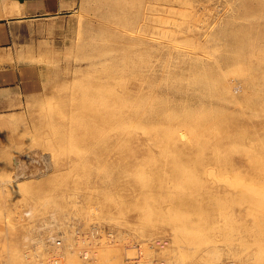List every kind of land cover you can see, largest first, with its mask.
I'll list each match as a JSON object with an SVG mask.
<instances>
[{
    "label": "rangeland",
    "instance_id": "rangeland-1",
    "mask_svg": "<svg viewBox=\"0 0 264 264\" xmlns=\"http://www.w3.org/2000/svg\"><path fill=\"white\" fill-rule=\"evenodd\" d=\"M181 1L33 0L35 5L30 9V12H36L37 14L30 16L29 20L13 28L12 42L0 45V71L11 68H18L23 71L22 79L20 78L21 81L19 82L22 86V93L18 95L20 97L18 103L9 105L10 108L0 112V264H54L53 259L55 257L58 258V264H264V104L261 103L264 102V78H262L264 77V46H262L264 45V34L262 32L264 31V28H262L264 26V0H258V2L257 0H233V2L232 0ZM139 2L142 3L138 4ZM240 2H244L245 5L243 3V6H240ZM235 5L241 8H236ZM247 5L253 8H249ZM124 6L127 7V10L124 9ZM243 7L250 10L247 9L246 11ZM241 9H243L242 15L239 14ZM174 10L175 12H172ZM235 10L239 13H235ZM16 12H19V10H16ZM122 12L124 13L123 16ZM256 12L257 14H255ZM133 16L134 21L130 22L129 19ZM250 16L251 19L248 18ZM142 17L143 19L145 17V19L143 20ZM242 24H244L243 27ZM252 24H254L253 27H251ZM153 25L157 28H153ZM232 26L235 30L232 29ZM237 26L238 28H236ZM164 27H166L165 31ZM260 27L262 30L259 29ZM123 31L131 33L130 35L133 36L134 40L126 37L129 35H124ZM101 32L102 34H98ZM236 32L239 33L238 39L234 38ZM105 34L106 38H104ZM253 34L254 36H251ZM261 34H263V37ZM233 39L235 43L231 42ZM108 44L111 45L107 48ZM256 46L259 48L256 49ZM99 49L102 50L101 54ZM150 50L152 52H149ZM104 51L105 53H103ZM106 53L112 54L107 55ZM103 54H106V56ZM143 55L147 56L148 59L145 62L146 58ZM114 57H117V63L120 61L118 66H121L122 69L117 66V63L113 60ZM139 57L142 58L140 61ZM231 57L238 61L233 60ZM91 60L95 61V64ZM111 60L114 61L115 66L112 65ZM141 60L143 61L141 62ZM100 61L104 62L101 63ZM124 61L127 62V65L121 64ZM250 61L251 63H249ZM105 62L108 64L105 65ZM237 62H239V65L242 64L241 67H235V65H238ZM130 63L133 65H129ZM256 65L259 66V70ZM110 66L111 70H109ZM132 68L136 71H132ZM114 71L118 74L115 73L114 75ZM171 72L173 73L171 74ZM244 74L246 75L245 78ZM132 75L133 77H130ZM249 75L251 77L256 76V79L252 78L250 81L251 77ZM107 76L110 78L109 81ZM121 76L125 77L122 78ZM172 76L175 78L173 77L171 80L170 77ZM181 76L183 78H180ZM117 77L120 78L118 81ZM125 78L128 79L126 82ZM159 78L160 80H158ZM204 78L205 83L202 80ZM129 79L130 82L128 83ZM118 82L122 83L119 85ZM173 82L179 88L175 84L170 86ZM209 82L211 84H208ZM234 82H237L235 85L237 88H234ZM207 84L209 87H207ZM256 84L257 86H255ZM7 85H9L8 81L1 84L0 87L3 88ZM126 86H128L130 92L127 91ZM143 87L147 89L143 90ZM100 88L104 92H100ZM179 89H181V92H178ZM183 90L184 92H182ZM191 90L193 92H190ZM98 91L102 95L107 93L103 95H106V98L98 94ZM124 91L125 93H123ZM137 91H139V95L143 93V96L137 97ZM255 91L258 97L253 94ZM150 92L152 93L150 94ZM191 93L193 95L190 97ZM234 94L235 96H233ZM123 96L126 98L125 100H123ZM107 97L110 100L107 101L108 104H106ZM166 97H168V100H166ZM140 100H143V102ZM120 101H122V104ZM154 101L158 103L154 104ZM135 103H138L137 106ZM157 104H161L158 109L161 110L158 113L155 112L156 109L154 110ZM103 105L107 107H103ZM260 105L263 107L262 109ZM83 106L85 107L84 110L82 109ZM243 106L246 108L242 110ZM147 107L150 110H147ZM96 108L98 113L95 110ZM101 108L110 111L107 114H114L113 109L116 114L118 112V115L121 111H126L125 117L132 114L133 118L128 119L132 125L130 124L129 127L130 122L125 125L126 127L116 125L113 122L114 115L110 116L113 119L111 121L110 117L108 118L110 114L107 115L105 110L103 113ZM173 108H176L177 112ZM90 109L92 110L89 111ZM118 109L119 111L116 112ZM182 109L186 110L187 114L183 111L185 116L182 114ZM99 110L102 112L100 113ZM139 110L141 111L139 112ZM178 110L183 116L178 115ZM193 110L196 113H192ZM164 111L165 113L172 111V114H170L173 117L171 118L169 113L165 115ZM188 111H191L194 118L190 116L191 114L188 115L190 113ZM150 112H153V116ZM174 112L182 119L177 116L176 119ZM160 113L162 114L160 115ZM102 115L104 118H100ZM167 116H170L168 117L169 125L165 120ZM187 118L190 120L192 118L191 121H194L191 123L189 120L190 122H188ZM89 120L90 122H88ZM210 120H213L216 125L213 126ZM158 121L165 122L166 124H159V126L162 125L170 131H161L158 128ZM144 123L146 124L144 125ZM171 123L176 126L174 127ZM181 123H185L187 126L185 124L180 125ZM91 124L97 125L94 127ZM138 124H140L139 127ZM191 124H194L191 126L192 128H190ZM113 125L117 130L114 129ZM218 126L219 128H217ZM108 127L111 131L107 130ZM120 127L124 129V132L121 131ZM134 127H136L138 135L133 130ZM141 127L143 129H139ZM148 127L153 128H150L151 131H147L149 130ZM100 130L103 132L101 133ZM106 130L108 132H105ZM180 130L182 133L184 131L185 134L180 133ZM186 131H188V134ZM192 132L195 134H192ZM175 133L178 134L180 140L184 139L180 138V134L184 136L187 134L193 138L195 135L196 140L185 136V139L190 138V140L189 138L187 141L185 140V143L184 140L172 141L176 137ZM124 134L126 135L124 136ZM153 134H157V136ZM212 135L217 136L216 139ZM148 137L151 139L149 140ZM208 137H212V140L208 139L210 140L209 145L204 143L206 142L204 139L207 140ZM161 138L162 140L169 138V143H172L169 144V149L167 148L168 153L172 154V150L177 145L176 150L174 149L176 153L178 152L176 158L172 157L171 154H167V151L163 148V152L167 154V157H165V154L160 150L162 147L159 149V146H163ZM120 139L124 143L123 146ZM125 139L126 141H124ZM155 141H158L156 146ZM113 142L115 146L112 145ZM196 143L199 144V147ZM202 143H204V147ZM147 144L150 146L148 145V147ZM200 145H202V148ZM170 147L173 149L171 150ZM181 148L182 151L180 152L182 153L179 152ZM197 148L198 150L200 148V151ZM214 149L217 150L216 153H214ZM196 151H198V154ZM183 152H186L185 156ZM178 154L182 155V158ZM195 154H197L196 157ZM198 155H200L199 158H197ZM194 157L204 164L201 163L200 165V161H198V164L197 160H195L196 163L194 160L192 161V159H195ZM142 159H144L143 162H141ZM152 159L153 161H151ZM164 161L166 164L169 161V164L166 165ZM173 161L175 165L179 162L176 165L177 168H195L196 166L200 172L203 167L202 171L208 170L211 172L213 170L214 174L217 173L214 176L218 177L213 178L215 181L210 182H214L212 187L217 197L214 200L217 209L210 218L207 217V224L197 226V228L205 227L204 231L212 229L209 227L216 226L215 229L217 230L213 228L214 230L204 232V238H209L208 241L213 240L214 247L209 243H206L209 244L207 246L197 239L201 245L200 250L198 249L199 246H196L198 242L190 244L187 240L184 241L183 237L185 238V235L183 236L181 232L177 235V231L170 224L163 221V216L160 217L161 213L159 215L158 208L155 210L154 207L157 205L155 202L153 203L151 197L148 201L153 207L148 204L147 198L143 202L141 199L138 198L137 200L134 197V191L136 196L137 183H139L138 179L140 177H143L145 173L151 177L153 175L151 172L155 171L161 164L160 167L166 165L162 168H171L170 164L172 162V167H174ZM139 163H141L142 168L144 167V172L143 169L139 172L141 169ZM153 163L154 166H152ZM205 164L208 166H204ZM224 164H226L225 168L228 169L225 172ZM134 165L135 168H133ZM149 166H152L149 169L150 171L148 170ZM136 168L139 170H136ZM145 169L147 170L145 171ZM152 169L154 170L152 171ZM233 169L237 174L232 171ZM197 170L193 172H198ZM149 172L151 174H148ZM238 173H241V175ZM250 173L253 176L250 177ZM146 176H144L145 180L148 179ZM244 176L249 177L251 181H249V178L245 179ZM217 181L218 183H215ZM236 181L239 183H236ZM256 185L258 186L256 187ZM29 190L30 192L27 193ZM254 190L256 194H259L258 196L263 198L259 197L260 200L256 198L254 201L252 199L245 200L246 195L251 196L254 194ZM210 200V197H204V202L201 203L202 205H205L203 203L208 205ZM248 201H251V203ZM146 213L150 214V217ZM259 216L260 218H258ZM147 218L151 220L149 221ZM160 218H162L163 224L159 222L161 221ZM226 218H228L227 221ZM194 220L195 222L198 221ZM254 220L256 221L255 225L251 228ZM146 221L151 223L149 224ZM146 223L149 225L146 226ZM244 223L248 224H246L247 227ZM151 224L152 226L158 225L151 227ZM243 224L246 228L241 226ZM162 225L163 227H161ZM170 226L175 231V235ZM205 233H208V235ZM224 233L226 236L223 235ZM233 233L237 236L235 237ZM174 236L175 239L172 238ZM224 238L228 242L224 241ZM57 239L61 240L60 245H56L55 241ZM250 240H253L254 243ZM229 241L232 242L229 243ZM244 242L245 244H243ZM209 247H213L212 250L208 251ZM176 248L178 249L174 251Z\"/></svg>",
    "mask_w": 264,
    "mask_h": 264
},
{
    "label": "bare ground",
    "instance_id": "bare-ground-1",
    "mask_svg": "<svg viewBox=\"0 0 264 264\" xmlns=\"http://www.w3.org/2000/svg\"><path fill=\"white\" fill-rule=\"evenodd\" d=\"M181 1V0H180ZM183 1V0H182ZM181 1V2H182ZM190 1V0H189ZM226 1V0H225ZM235 1H237V0H235ZM232 2H233V0H232ZM248 2H250V1H248ZM257 2H258V0H257ZM126 3V2H125ZM140 3H142V2H139L138 4H140ZM186 3V2H185ZM185 3H183V4H185ZM188 3V2H187ZM238 3H239V1H238ZM241 3V2H240ZM244 3V2H243ZM243 3H241V5L240 6H243L242 4ZM252 3V2H251ZM235 4V3H234ZM234 4H233V7H234ZM250 4V3H249ZM239 5V4H238ZM244 5H245V3H244ZM257 5H258V3H257ZM264 5V4H263ZM129 6H131V5H129ZM128 6V7H129ZM150 7H151V4L149 5ZM173 6V5H172ZM236 6V5H235ZM249 5H247V7H248ZM152 7H154V6H152ZM239 8V6H236V8ZM251 6H249V8H250ZM117 8H119V7H117ZM127 7L126 6H124V9L125 10H127L126 9ZM138 8V7H137ZM139 8H140V5H139ZM174 8H176V7H174ZM235 8V7H234ZM241 8V7H240ZM239 8V9H240ZM243 8H245V7H243ZM251 8H253V7H251ZM261 8V7H260ZM132 9V8H131ZM168 9H170V8H168ZM167 9V10H168ZM247 9L248 8H245V10L247 11ZM256 9V8H255ZM142 10V9H141ZM146 10V9H145ZM177 10V9H176ZM179 10V9H178ZM248 10H250V9H248ZM253 10V9H252ZM262 10V9H261ZM123 11V10H122ZM157 11V10H156ZM170 11V10H169ZM243 11V9H241V11H240V13H239V11L237 12L236 10L234 11L235 13H239V14H241V12ZM257 11V10H256ZM138 12V11H137ZM172 12H175V10L174 11H172ZM182 12H184V11H182ZM254 12H255V10H254ZM259 12V11H258ZM123 13V12H122ZM142 13V12H141ZM232 13V12H231ZM249 13V12H248ZM260 13V12H259ZM126 14V13H125ZM132 14V13H131ZM146 14V13H145ZM150 14V13H149ZM169 14V13H168ZM176 14V13H175ZM234 14V13H233ZM252 14V13H251ZM250 14V15H251ZM255 14H257V12L255 13ZM124 15V13L122 14V16ZM234 15H236V14H234ZM233 15V16H234ZM242 15V14H241ZM135 16V15H134ZM134 16L133 17H131L130 19H129V21L130 22H133L134 21ZM144 16V15H143ZM146 16V15H145ZM254 16V15H253ZM257 16V15H256ZM264 16V15H263ZM148 17V16H147ZM154 17V16H153ZM238 17V16H237ZM247 17V16H246ZM258 17V16H257ZM113 18H114V16H113ZM168 18V17H167ZM176 18V17H175ZM233 18V17H232ZM248 18H250L251 19V16L250 17H248ZM259 18H260V16H259ZM261 18H262V16H261ZM142 19H143V17H142ZM144 19H145V17H144ZM143 19V20H144ZM154 19H155V17H154ZM233 19H235V18H233ZM238 19V18H237ZM241 19H243V18H241ZM253 19V18H252ZM99 20V19H98ZM102 20V19H101ZM167 20V19H166ZM240 20V19H239ZM145 21H147V20H145ZM242 21V20H241ZM150 22V21H149ZM152 22V21H151ZM169 22V21H168ZM172 22V21H171ZM177 22V21H176ZM233 22V21H232ZM239 22V21H238ZM237 22V23H238ZM89 23V22H88ZM106 23H108V22H106ZM139 24H140V20H139ZM138 24V25H139ZM175 24H177V23H175ZM178 24H179V22H178ZM234 24V23H233ZM232 24V25H233ZM236 24V23H235ZM258 24V23H257ZM256 24V25H257ZM264 24V23H263ZM111 25V24H110ZM150 25V24H149ZM184 25V24H183ZM243 25L244 24H242L241 26L243 27ZM253 25L254 24H252V26L251 27H253ZM255 25V26H256ZM262 25V24H261ZM81 27H82V25H80ZM107 26V25H106ZM139 26H141V25H139ZM236 26V25H235ZM79 27V26H78ZM84 27V26H83ZM112 27V26H111ZM110 27V28H111ZM124 27V26H123ZM156 26H154L153 25V28H155ZM160 27V26H159ZM178 27V26H177ZM191 27V26H190ZM248 27V26H247ZM113 28V27H112ZM119 28V27H118ZM122 28V27H121ZM157 28V27H156ZM165 28L166 27H164V31H165ZM236 28H238V26L236 27ZM249 28H250V26H249ZM262 28H264V26L262 27ZM138 29H139V27H138ZM168 29V28H167ZM180 29V28H179ZM232 29H234L233 28V26H232ZM245 29V28H244ZM248 29V28H247ZM259 29H261V27L259 28ZM113 30V29H112ZM116 30V29H115ZM114 30V31H115ZM235 30V29H234ZM250 30V29H249ZM254 30V29H253ZM262 30V29H261ZM106 31V30H105ZM136 31H137V26H136ZM139 31V30H138ZM177 31V30H176ZM251 31V30H250ZM260 31V30H259ZM87 32V31H86ZM90 32V31H89ZM88 32V33H89ZM103 32V31H102ZM102 32L101 33H98V34H102ZM124 32V35H129V36H126V37H129V39H133V36H131L130 34L131 33H129V32H126V31H123ZM122 32V33H123ZM151 32V31H150ZM153 32H154V29H153ZM247 32V31H246ZM252 32V31H251ZM263 32V34H264V31H262ZM261 32V33H262ZM87 33V34H88ZM107 33H108V30H107ZM111 33V32H110ZM120 33V32H119ZM142 33V32H141ZM168 33V32H167ZM115 34V33H114ZM114 34H112V35H114ZM162 34V33H161ZM182 34V33H181ZM251 34V33H250ZM254 34H257V33H254ZM254 34L253 35H251V36H254ZM263 34H261V36L263 35ZM78 35V34H77ZM123 35V34H122ZM145 35V34H144ZM248 35H249V33H248ZM90 36L92 37V35L90 34ZM168 36V35H167ZM231 36H232V33H231ZM230 36V37H231ZM82 37H83V35H82ZM82 37H81V40H82ZM90 37V38H91ZM138 37V36H137ZM136 37V38H137ZM141 37V36H140ZM145 37H147L146 35H145ZM241 37V36H240ZM263 37V36H262ZM261 37V38H262ZM95 38V37H94ZM104 38H106V34H105V37ZM121 38H123V37H121ZM234 38L235 39H238L239 38V33H235L234 34ZM242 38H244L243 36H242ZM93 39V38H92ZM152 38L150 37V40H151ZM246 39V38H245ZM251 39V38H250ZM255 39V38H254ZM263 39V38H262ZM261 39V40H262ZM94 40V39H93ZM134 40V39H133ZM149 40V41H150ZM168 40H169V38H168ZM186 40V39H185ZM257 40V39H256ZM260 40V41H261ZM83 41V40H82ZM122 41V40H121ZM142 41V40H141ZM153 41V40H152ZM171 41V40H170ZM235 40L233 39L231 42H234ZM239 41H240V39H239ZM244 41V40H243ZM242 41V42H243ZM255 41V40H254ZM129 42V41H128ZM136 42V41H135ZM144 42V41H143ZM151 42V41H150ZM247 42V41H246ZM252 42V41H251ZM258 42V41H257ZM99 43V42H98ZM108 43V42H107ZM140 43V42H139ZM191 43V42H190ZM235 43V42H234ZM255 43V42H254ZM260 43V42H259ZM135 44V43H134ZM143 44V43H142ZM153 44V43H152ZM107 45V44H106ZM109 45H111V44H108V46H107V48L108 47H110ZM123 45H125V44H123ZM122 45V46H123ZM139 45V44H138ZM141 45V44H140ZM151 45V44H150ZM234 45V44H233ZM240 45V44H239ZM250 45V44H249ZM252 45H254V44H252ZM113 46V45H112ZM117 46V45H116ZM149 46V45H148ZM176 46V45H175ZM196 46V45H195ZM241 46V45H240ZM242 46H243V43H242ZM255 46V45H254ZM262 46H264V45H262ZM137 47V46H136ZM179 47V46H178ZM100 48V47H99ZM146 48V47H145ZM151 48H153V47H151ZM182 48V47H181ZM184 48V47H183ZM182 48V49H183ZM259 48V47H258ZM257 48V46H256V49H258ZM101 49V48H100ZM99 49V50H100ZM116 49V48H115ZM132 49V48H131ZM154 49V48H153ZM171 49V48H170ZM173 49V48H172ZM180 49V48H179ZM234 49V48H233ZM244 49V48H243ZM250 49V48H249ZM103 50H105V49H103ZM109 50H111V49H109ZM119 50V49H118ZM122 50V49H121ZM141 50V49H140ZM101 51L102 50H100V54H101ZM120 51V50H119ZM130 51V50H129ZM134 51V50H133ZM240 51V50H239ZM238 51V52H239ZM246 51H248V50H246ZM254 51V50H253ZM256 51V50H255ZM263 51V50H262ZM98 52V51H97ZM109 52V51H108ZM111 52V51H110ZM149 52H152L151 50L149 51ZM180 52V51H179ZM251 52V51H250ZM91 53V52H90ZM103 53H105V51L103 52ZM122 53V52H121ZM178 53V52H177ZM246 53V52H245ZM89 54V53H88ZM99 54V53H98ZM99 54V55H100ZM107 54V53H106ZM106 54H103V55H105L106 56ZM108 54H112V53H108ZM107 54V55H108ZM145 54H147V53H145ZM171 54V53H170ZM239 54V53H238ZM237 54V55H238ZM254 54H255V52H254ZM264 54V53H263ZM122 55V54H121ZM126 55V54H125ZM179 55V54H178ZM233 55H234V53H233ZM236 55V54H235ZM244 55V54H243ZM248 55V54H247ZM250 55H251V53H250ZM120 56V55H119ZM132 57H133V55H131ZM136 56V55H135ZM143 56H145V55H143ZM150 56V55H149ZM167 56V55H166ZM240 56H242V54H240ZM246 56V55H245ZM85 57V56H84ZM95 57V56H94ZM97 57H99V56H97ZM137 57V56H136ZM178 57V56H177ZM236 57V56H235ZM253 57V56H252ZM87 58V57H86ZM116 58L117 57H114V61H115V63H117L116 62ZM127 58V57H126ZM125 58V59H126ZM135 58V57H134ZM138 58V57H137ZM144 58V57H143ZM145 60H144V62L146 61V60H148L147 59V56H145ZM232 58V57H231ZM251 58V57H250ZM78 59V58H77ZM88 59H90V58H88ZM108 59V58H107ZM112 59V58H111ZM136 59V58H135ZM140 59H142V58H140L139 57V61H140ZM151 59V58H150ZM233 60H236V61H238L237 59H234V58H232ZM248 59H249V56H248ZM124 60V59H123ZM123 60H121V61H123ZM131 60H132V58H131ZM138 60V59H137ZM159 60V59H158ZM242 60H244L243 58H242ZM253 60V59H252ZM92 61V60H91ZM114 61H112L111 60V62H113V66H115L116 64H114ZM127 61V60H126ZM135 61V60H134ZM133 61V62H134ZM143 60H141V62H142ZM241 61V60H240ZM260 61V60H259ZM93 62V61H92ZM95 62V61H94ZM93 62V63H94ZM101 63H103L102 61H100ZM108 62H109V60H108ZM120 62V61H119ZM119 62L117 63V66L119 65ZM136 62V61H135ZM143 62V63H144ZM151 62H153V61H151ZM258 62V61H257ZM99 63V62H98ZM110 63V62H109ZM122 63H124V64H126L127 65V62L125 63V61L124 62H121V64ZM143 63H141V64H143ZM148 63V62H147ZM165 63V62H164ZM239 62H237V64H238ZM249 63H251V61L249 62ZM95 64V63H94ZM106 64H108V63H106L105 62V65ZM136 64H137V62H136ZM151 63H150V61H149V65H150ZM93 65V64H92ZM104 65V66H105ZM126 65H124L125 67H127ZM129 65H133L132 63H130ZM129 65H128V67H129ZM145 65H147V64H145ZM154 65V64H153ZM152 65V66H153ZM242 65V64H241ZM241 65H235V67L237 68V67H241ZM248 65V64H247ZM259 65V64H258ZM258 65H256V67L258 68L259 66ZM95 66V65H94ZM101 66H102V64H101ZM108 66V65H107ZM123 66V65H122ZM140 66V65H139ZM169 66V65H168ZM246 66V65H245ZM119 67V66H118ZM130 67H132V66H130ZM134 67V66H133ZM136 67V66H135ZM170 67V66H169ZM177 67V66H176ZM181 67V66H180ZM229 67V66H228ZM243 67V66H242ZM256 67H255V69H256ZM105 68V67H104ZM119 68H121L122 69V67L120 66ZM143 68V67H142ZM146 68H148V67H146ZM150 68H152V67H150ZM178 69H180L179 67H177ZM182 68V67H181ZM235 68V69H236ZM106 69V68H105ZM113 69V68H112ZM120 69V70H121ZM125 69V68H124ZM129 69H131V68H129ZM136 69V68H135ZM173 69V68H172ZM184 69V68H183ZM244 69V68H243ZM260 69H261V66H260ZM102 70H103V68H102ZM109 70H111V66H110V68H109ZM108 69H107V71H109ZM119 70V69H118ZM119 70V71H120ZM258 70H259V68H258ZM63 71V70H62ZM70 71H72V70H70ZM69 71V72H70ZM118 71V72H119ZM122 71V70H121ZM129 71V70H128ZM132 71H136V70H133V68H132ZM172 71V70H171ZM180 71H181V69H180ZM244 71V70H243ZM122 72H124V71H122ZM138 72V71H137ZM145 72V71H144ZM144 72H143V74H144ZM168 72V71H167ZM166 72V74L168 75V73ZM179 72V71H178ZM182 72V71H181ZM180 72V73H181ZM258 72V71H257ZM105 73H106V71H105ZM115 73H117V72H115L114 71V75H115ZM133 73V72H132ZM139 73V72H138ZM165 73V72H164ZM173 72H171V74H172ZM184 73V72H183ZM240 73V72H239ZM244 73V72H243ZM118 74V73H117ZM136 75H137V73H135ZM142 74V75H143ZM146 74V73H145ZM154 74V73H153ZM171 74H169L170 76H171ZM260 74H262L261 72H260ZM111 75V74H110ZM123 75V74H122ZM167 75H165V76H167ZM255 75V74H254ZM113 76V75H112ZM128 76V75H127ZM135 76V75H134ZM162 76V75H161ZM175 76H176V73H175ZM177 76H179L178 74H177ZM183 76V75H182ZM180 77V78H183V77ZM185 76H186V74L184 75V78H185ZM239 76H240V74H239ZM256 76H257V78H258V74L256 73ZM255 76V77H256ZM261 76H263V74L261 75ZM108 77V76H107ZM122 77V76H121ZM125 76H123L122 78H124ZM130 77H133V75L132 76H130ZM144 77V76H143ZM149 77V76H148ZM174 76H172V77H170L171 78V80H172V78H173ZM246 77V75L244 74V78ZM249 77H251L250 75H249ZM254 76L253 77H251L250 78V81L252 80V78H255ZM121 78V79H122ZM175 78V77H174ZM178 78V77H177ZM240 78V77H239ZM262 78H264V77H262ZM106 79V78H105ZM113 79V78H112ZM115 79V78H114ZM117 79V81L120 79H118V77L116 78ZM131 79V78H130ZM130 79H129V81H128V83L130 82ZM140 79V78H139ZM146 79V78H145ZM148 79V78H147ZM256 79V78H255ZM260 79H261V77H260ZM259 79V80H260ZM110 80V78L108 77V81ZM128 80V79H127ZM126 80V78H125V82L127 81ZM158 80H160V78L158 79ZM163 80V79H162ZM168 80H169V77H168ZM167 80V81H168ZM202 80H204L203 82L205 83V78L204 79H202ZM254 80V79H253ZM258 80V79H257ZM112 81H114V80H112ZM116 81V80H115ZM121 81V80H120ZM143 81V80H142ZM122 82H123V80H122ZM122 82H118L119 83V85L122 83ZM139 82H140V80H139ZM144 82H146V81H144ZM158 82V81H157ZM162 83H163V81H161ZM181 82V81H180ZM179 82V83H180ZM183 82H184V79H183ZM207 82V81H206ZM240 82V81H239ZM242 82V81H241ZM245 82V81H244ZM246 82H248V81H246ZM258 82V81H257ZM116 84H117V82H115ZM114 83V84H115ZM156 83V82H155ZM158 83H160V82H158ZM166 83H168V82H166ZM170 83V82H169ZM178 83V84H179ZM186 83V82H185ZM184 83V84H185ZM235 83V82H234ZM237 83V82H236ZM236 83L235 84H233L234 85V88H237V87H235V85H236ZM251 83H253V82H251ZM250 83V84H251ZM256 82L254 81V84H255ZM109 84H111V83H109ZM115 84V85H116ZM126 84V83H125ZM173 84H175V82H173V83H171L170 84V86H172ZM208 84H211L210 82L208 83ZM207 84V87H209V85ZM111 85H113V84H111ZM114 85V86H115ZM128 85V84H127ZM157 85V84H156ZM167 86H168V84H166ZM176 85V84H175ZM180 85H182L181 83H180ZM196 85V84H195ZM239 85V84H238ZM245 85V84H244ZM110 86V85H109ZM117 86H118V84H117ZM116 86V87H117ZM142 86V85H141ZM149 86H151V85H149ZM177 86V85H176ZM255 86H257V84L255 85ZM259 86V85H258ZM120 87V86H119ZM122 87V86H121ZM127 87V89H128V86H126ZM151 87H153V86H151ZM192 87V86H191ZM190 87V88H191ZM197 87H198V85H197ZM226 87V86H225ZM240 87H241V84H240ZM240 87H238V88H240ZM249 87H250V85H249ZM252 87H254V86H252ZM140 88V87H139ZM144 88V87H143ZM142 88V89H143ZM168 88V87H167ZM173 88V87H172ZM177 88H179V86H177ZM195 88V87H194ZM199 88V87H198ZM198 88H196V89H198ZM201 88V87H200ZM258 88V87H257ZM101 89V88H100ZM108 89H109V87H108ZM123 89H126V88H123ZM126 89V90H127ZM145 89H147V88H144L143 90H145ZM181 89H183L182 87H181ZM181 89H179V91L178 92H181L180 90ZM185 89V88H184ZM241 89V88H240ZM250 89V88H249ZM117 90V89H116ZM132 90V89H131ZM139 90V89H138ZM143 90H141V91H143ZM169 90V89H168ZM178 90V89H177ZM192 90H193V87H192ZM190 91V92H193V91ZM234 90H236V89H234ZM251 91H253V89H250ZM258 90V89H257ZM101 91H103L102 89L100 90V92ZM108 91H110V90H108ZM128 92H130L129 91V89L127 90ZM126 91V92H127ZM136 91V90H135ZM146 91H148V90H146ZM145 91V92H146ZM170 91H172V90H170ZM186 91V90H185ZM195 91V90H194ZM201 91V90H200ZM104 92V91H103ZM111 92V91H110ZM118 93H119V91H117ZM127 92V93H128ZM174 92H176V91H174ZM182 92H184V90L182 91ZM187 93H188V91H186ZM186 92H185V94H186ZM190 92H189V94H190ZM197 92H198V90H197ZM209 92H211V91H209ZM258 92V91H257ZM114 93V92H113ZM116 93V92H115ZM118 93H116L117 95H119ZM123 93H125V91L123 92ZM126 93V94H127ZM139 93V91H137L136 92V94H138ZM147 93V92H146ZM148 93H149V91H148ZM152 92H150V94H151ZM195 93V92H194ZM223 93V92H222ZM98 94H100V95H102V93H99V91H98ZM104 94H107V93H104ZM103 94V95H104ZM143 93H140V95H142ZM181 94V93H180ZM184 94V93H183ZM196 94V93H195ZM209 94V93H208ZM251 94V93H250ZM254 95H256L257 93H256V91H255V93H253ZM252 94V95H253ZM259 94V93H258ZM102 95V96H103ZM115 95V94H114ZM124 96H125V94H123ZM127 95H130V94H127ZM140 95L138 94V96L137 97H140ZM186 95H188V94H186ZM193 95V93H191V95H190V97ZM246 95H248V94H246ZM260 95V94H259ZM106 96V95H105ZM105 96H103V97H105ZM113 96V95H112ZM123 96V100H125L126 98ZM143 96V95H142ZM147 96V95H146ZM149 96V95H148ZM151 96V95H150ZM153 96V95H152ZM155 96V95H154ZM159 96V95H158ZM163 96V94L161 95V97ZM201 96V95H200ZM208 96V95H207ZM233 96H235V94L233 95ZM262 96V95H261ZM99 97V96H98ZM127 97V96H126ZM131 97H133V96H131ZM135 97V96H134ZM188 97V96H187ZM186 97V98H187ZM190 97H188V98H190ZM249 97H252V96H249ZM256 97H258V95H256ZM101 98V97H100ZM106 98V97H105ZM143 98V97H142ZM152 98V97H151ZM153 98H155V97H153ZM152 98V99H153ZM168 97H166V100H168L167 99ZM219 98V97H218ZM223 98V97H222ZM246 98V97H245ZM107 99L108 100H106V104H108L107 103V101H110L109 100V98L107 97ZM112 99H113V97H112ZM118 99V98H117ZM131 99V98H130ZM129 99V100H130ZM138 99H140V98H138ZM156 99V98H155ZM163 99H165V97H163ZM192 99V98H191ZM213 99V98H212ZM238 99V98H237ZM102 100H104V99H102ZM119 100V99H118ZM121 100V99H120ZM134 100H135V98H134ZM150 100V99H149ZM193 100V99H192ZM219 100V99H218ZM240 100V99H239ZM249 99H247V101H248ZM264 100V99H263ZM137 101V100H136ZM140 101H142L143 102V100H140ZM139 101V102H140ZM158 101V100H157ZM157 101H154V104L157 102ZM163 102H164V100H162ZM112 103H113V101H111ZM114 102H116V101H114ZM121 102V104H122V101H120ZM138 102V103H139ZM158 102H160V101H158ZM157 102V103H158ZM182 104H183V102L182 101H180ZM192 102V101H191ZM241 102H243V101H241ZM249 102H250V100H249ZM97 103V102H96ZM99 103V102H98ZM101 103V102H100ZM137 103V104H138ZM165 103V102H164ZM180 103V104H181ZM206 103V102H205ZM236 103V102H235ZM248 103V102H247ZM261 103H263L264 104V102H261ZM136 104V103H135ZM137 104H136V106H137ZM148 104H150V103H148ZM162 105H165V104H163V103H161ZM160 104V105H161ZM241 104V103H240ZM239 104V105H240ZM116 105V104H115ZM118 105V104H117ZM128 105V104H127ZM126 105V106H127ZM133 105V104H132ZM159 104H157L156 105V107L158 106ZM159 105V107L158 108H154V110L156 109L157 111H155V112H159L160 110H158L161 106ZM167 105V104H166ZM165 105V106H166ZM169 105V104H168ZM235 105V104H234ZM236 105H237V103H236ZM235 105V106H236ZM102 106V105H101ZM100 106V107H101ZM112 106V105H111ZM122 106V105H121ZM147 106H149V105H147ZM154 106V105H153ZM181 106V105H180ZM217 106V105H216ZM79 107V106H78ZM97 107H98V105H97ZM103 107H107L106 105L104 106L103 105ZM123 107V106H122ZM144 107V106H143ZM142 107V108H143ZM248 107V106H247ZM260 107H261V109L263 108L261 105H260ZM112 108H113V106H112ZM111 108V109H112ZM115 108V107H114ZM224 108V107H223ZM244 108H246V107H242V110L244 109ZM83 110L85 109V107L83 106V108H82ZM98 109H99V107H98ZM115 109H117V108H115ZM126 109V108H125ZM145 109V108H144ZM149 108L147 107V110H148ZM172 109V108H171ZM176 109V108H175ZM174 108H173V110H175ZM185 109V108H184ZM184 109H182V114L184 113L183 111H185V114H187L186 113V110H184ZM79 110H81V109H79ZM92 109H90L89 111H91ZM96 111H97V108L95 109ZM101 110H102V108H101ZM99 110V112L101 113L102 111H103V113H104V110H105V112H106V114H107V112H110V111H108V110H106V108L104 109V110ZM123 110V109H122ZM146 110V109H145ZM150 110V109H149ZM168 110V109H167ZM233 110V109H232ZM251 110V109H250ZM115 110L113 109L112 110V112L114 113V114H110V113H108L107 115H109L108 116V118L111 116V115H114V120L110 117L109 119H111V121L113 120V122L116 124V125H119V126H125V125H127V123L128 122H130L129 120H131V119H129V118H133V116H131V115H127L128 117H125V112L126 111H121V109H120V114L121 113H123L121 116H120V114L118 115V112L117 111H119V109L118 110H116V112H117V114L114 112ZM141 110H139V112H140ZM153 111V110H152ZM169 111H170V109H169ZM176 111V110H175ZM241 111V110H240ZM252 111V110H251ZM79 112V111H78ZM132 112V111H131ZM135 112V111H134ZM133 112V113H134ZM154 112V113H155ZM172 112V111H171ZM170 112V113H171ZM177 112V111H176ZM180 111L178 110V115L180 114L179 113ZM190 112V113H189ZM236 112V111H235ZM234 112V113H235ZM242 113H244L243 111H241ZM259 112V111H258ZM82 113H83V111H82ZM92 113V112H91ZM97 113H98V111H97ZM102 113V114H103ZM130 113V112H129ZM150 113H152V116H153V112H150ZM156 113V114H157ZM163 113H165V111L163 112ZM167 113H169L168 111L165 113V115H167ZM169 113V114H170ZM175 113V112H174ZM188 115H190V116H192V113H196L194 110H193V112L191 113V111H188ZM227 113V112H226ZM246 113V112H245ZM93 114V113H92ZM127 114V113H126ZM149 114V113H148ZM162 113H160V115H161ZM172 114V113H171ZM170 114V116H171V118L173 117L172 115ZM185 114H183L184 116H185ZM247 114V113H246ZM245 114V116H247ZM253 114H255V113H253ZM101 115V114H100ZM138 115H139V113H138ZM150 115V114H149ZM158 115V114H157ZM156 115V116H157ZM164 115V116H165ZM181 115V114H180ZM183 115H181V116H183ZM187 115V116H188ZM195 115V114H194ZM197 115H199V114H197ZM244 115V114H243ZM249 115V114H248ZM136 116V115H135ZM142 116V115H141ZM151 116V115H150ZM151 116V117H152ZM159 116V115H158ZM170 116H167L166 118L167 119H165L167 122H168V117H170ZM176 113H175V118H176ZM180 116V117H181ZM190 116H188L189 118H190ZM196 116V115H195ZM91 117V116H90ZM104 118L103 117V115L102 116H100V118ZM160 117V116H159ZM178 117V116H177ZM197 117V116H196ZM199 117V116H198ZM94 118V117H93ZM92 118V119H93ZM96 118H97V115H96ZM107 118V117H106ZM135 118V117H134ZM140 118V117H139ZM149 118V117H148ZM179 118V117H178ZM185 118V117H184ZM192 118H194L193 116H192ZM192 118H191V120H192ZM92 119H90V120H92ZM129 119V120H128ZM170 119V118H169ZM177 119V118H176ZM179 119H182V118H179ZM188 119V118H187ZM186 119V120H187ZM195 119H197V118H195ZM250 119V118H249ZM90 120L88 121V122H90ZM96 120H98V119H96ZM100 120V119H99ZM98 120V121H99ZM135 120V119H134ZM137 120H139V119H137ZM160 120V119H159ZM186 120H184V122H186ZM190 119H188V122H190L189 121ZM95 121V120H94ZM152 121V120H151ZM150 121V122H151ZM176 121V120H175ZM194 121V120H193ZM193 121H191V123L193 122ZM211 121V120H210ZM234 121H236V120H234ZM102 122V121H101ZM112 122V123H113ZM149 122V123H150ZM157 122V121H156ZM182 122V121H181ZM195 122H197V121H195ZM212 123H213V126H214V124L216 125V123H214L213 122V120L211 121ZM211 122H209V123H211ZM87 123V122H86ZM99 123V122H98ZM108 123V122H107ZM113 123V124H114ZM147 124H148V122H146ZM146 123H144V125L146 124ZM154 123V122H153ZM163 123H165V122H160V121H158V128L161 130V131H163V132H167L168 131V129L166 128V127H164V126H159V124H163ZM169 123H170V121L168 122V125H169ZM187 123V122H186ZM93 124H94V122H93ZM100 124V123H99ZM98 124V125H99ZM105 124V123H104ZM130 124H131V122L128 124L129 125V127H130ZM141 124H143V123H141ZM166 124V123H165ZM172 124V123H171ZM183 123H181L180 125H182ZM185 124V123H184ZM183 124V125H184ZM190 124V123H189ZM218 124V123H217ZM97 125V124H96ZM95 125V126H96ZM132 125V124H131ZM133 125H135L134 123H133ZM139 125L140 124H138V127H139ZM173 125V124H172ZM180 125H179V127H180ZM186 125V124H185ZM194 125V124H193ZM192 124L190 125V128H192L191 126H193ZM210 125V124H209ZM221 125V124H220ZM250 125V124H249ZM89 126V125H88ZM91 126H94V125H92L91 124ZM94 126V127H95ZM100 126V125H99ZM114 126V125H113ZM113 126H111V127H113ZM142 126V125H141ZM174 127L176 126V125H173ZM187 126V125H186ZM196 126V125H195ZM256 126V125H255ZM126 127V126H125ZM128 127V128H129ZM146 127V126H145ZM185 127V126H184ZM201 127V125L199 126V128ZM206 127H208L207 125H206ZM210 127V126H209ZM242 127V126H241ZM244 127V126H243ZM98 128V127H97ZM127 128V129H128ZM135 129H133V130H135L136 131V127H134ZM149 128V127H148ZM150 128H153V127H150ZM150 128H149V130H147V131H151L150 130ZM169 128V127H168ZM177 128V127H176ZM181 128V127H180ZM179 128V129H180ZM193 128H195V127H193ZM217 128H219V126L217 127ZM114 129H116L115 128V126H114ZM120 129H121V131H123L124 132V129L123 128H121L120 127ZM139 129H143L142 127L141 128H139ZM145 129V128H144ZM174 129V128H173ZM178 129V130H179ZM185 129H186V127H185ZM207 129V128H206ZM210 129H211V127H210ZM209 129V130H210ZM216 129V128H215ZM257 129V128H256ZM102 130V129H101ZM101 130H100V132H101ZM108 131H111V129L109 130V127H108V129H107ZM105 131V132H108V131ZM112 130H113V128H112ZM117 130V129H116ZM132 130V131H133ZM138 130V129H137ZM172 130V129H171ZM181 130H184V129H181ZM180 130V131H181ZM194 131H196L195 129H193ZM199 130V129H198ZM212 130V129H211ZM239 130V129H238ZM127 131V130H126ZM125 131V132H126ZM145 131H146V129H145ZM155 131H157V130H155ZM170 131V130H169ZM168 131V132H169ZM179 131V132H180ZM185 131V130H184ZM184 131H183V133H182V131L180 132V133H182V134H185L184 133ZM191 131V130H190ZM208 131V130H207ZM216 131V130H215ZM103 132V131H102ZM101 132V133H102ZM122 132V133H123ZM137 132V131H136ZM173 132V131H172ZM175 132V131H174ZM179 132H177V133H179ZM187 132V134H188V131H186ZM226 132V131H225ZM122 133H121V135H122ZM127 133H129V132H127ZM142 133H143V130H142ZM152 133V132H151ZM151 133H149V134H151ZM155 133V132H154ZM171 133V132H170ZM177 133H175L176 134V137H175V139H172V141L174 140V141H178V140H180L179 139V136H178V134ZM202 133V132H201ZM248 133V132H247ZM93 134H96V133H93ZM120 134V133H119ZM134 134H136V133H134ZM164 134V133H163ZM174 134V133H173ZM185 135V136H189V135ZM190 135H191V133H189ZM192 134H195V133H193L192 132ZM197 134V133H196ZM203 134V133H202ZM210 134V133H209ZM250 134V133H249ZM126 134H124V136H125ZM128 135V134H127ZM132 135V134H131ZM137 135H138V132H137ZM153 135H155V134H153ZM164 135H166V134H164ZM197 135H199V134H197ZM206 135V134H205ZM211 135V134H210ZM214 135V134H213ZM212 135V136H213ZM228 135V134H227ZM140 136H142V135H140ZM139 136V137H140ZM155 136H157V134L155 135ZM155 136L153 137V139L155 138ZM178 136V137H177ZM184 135H181L180 134V138H184V139H181V140H184L183 142L185 143L186 141H187V139L190 137V138H193V137H191V136H189V137H187V139H185L186 137H185ZM209 136V135H208ZM229 136V135H228ZM119 137V136H118ZM160 137V136H159ZM174 137V136H173ZM206 137V136H205ZM214 137V136H213ZM217 137V136H216ZM216 137H214V139H216ZM242 137V136H241ZM149 138V137H148ZM158 138V137H157ZM163 138V137H162ZM162 138H161V144L163 145V146H159V149H160V147H162V149H160L162 152H163V148L165 149V151H167V148L169 149V138H167V139H164V140H162ZM178 138V139H177ZM190 138H189V140H190ZM194 138H195V140H196V137H195V135H194ZM193 138V139H194ZM198 138V137H197ZM203 138V137H202ZM212 138V137H211ZM210 137H208L207 138V140L206 139H204L206 142H204V143H207V145H209L208 144V142H210V140H208V139H211ZM223 138V137H222ZM117 139V138H116ZM129 139V138H128ZM134 139V138H133ZM151 138H149V140H150ZM177 139V140H176ZM200 139V138H199ZM243 139V138H242ZM258 139V138H257ZM121 140V139H120ZM138 140H139V138H138ZM158 140H160V139H158ZM180 140V141H181ZM186 140V141H185ZM212 140V139H211ZM251 140V139H250ZM254 140V139H253ZM124 141H126V139L124 140ZM162 141H164L163 143H162ZM191 141H192V139H191ZM198 141V140H197ZM214 141V140H213ZM264 141V140H263ZM121 142H122V146L124 145V143H123V141L121 140ZM158 142V141H157ZM156 141H155V146H156V143H157ZM190 142V141H189ZM200 142H201V140H200ZM217 142V141H216ZM255 142V141H254ZM160 143V142H159ZM195 143V142H194ZM194 143H192V144H194ZM204 143H202V145L204 144ZM111 144V143H110ZM127 144V143H126ZM135 144H136V142H135ZM172 144V143H171ZM170 144V145H171ZM197 144V143H196ZM213 144H214V142H213ZM233 144V143H232ZM251 144V143H250ZM254 144V143H253ZM252 144V145H253ZM112 145H114L115 146V143L113 142V144ZM128 145V144H127ZM149 144H147V146H148ZM152 145V144H151ZM174 145V144H173ZM199 144H197V147H199L198 146ZM202 145H200V147L202 146ZM244 145V144H243ZM118 146H121V145H118ZM150 146V145H149ZM148 146V147H149ZM176 146L177 145H175V147H174V149L176 148ZM179 146V145H178ZM214 146H215V144H214ZM213 146V147H214ZM180 147V146H179ZM182 147V146H181ZM192 147H194V146H192ZM192 147H190V148H192ZM203 147H204V145H203ZM219 147V146H218ZM264 147V146H263ZM108 148V147H107ZM112 148H113V146H112ZM115 148V147H114ZM116 148H118V147H116ZM189 148V147H188ZM202 148V147H201ZM205 148H207V147H205ZM238 148V147H237ZM244 148V147H243ZM253 148V147H252ZM121 149V148H120ZM170 149H171V147H170ZM173 149V148H172ZM171 149V150H172ZM173 149V150H174ZM217 149H219V148H217ZM250 149H251V146H250ZM173 150H172V154L171 153H168V151H167V154H171L172 155V157L174 156H176V154L178 153H176V149L174 150L175 152V155H174V153H173ZM197 150H198V148H197ZM206 150V149H205ZM252 150V149H251ZM154 151V150H153ZM180 151H182V148H181V150H179V152ZM198 151H200V148H199V150ZM198 151H196L197 152V154H198ZM214 153H216V151L217 150H215L214 149ZM240 151V150H239ZM253 151V150H252ZM161 152V153H162ZM247 152V151H246ZM180 153H182V152H180ZM184 153V156L186 155L185 153L186 152H183ZM201 153V152H200ZM253 153H254V151H253ZM252 152H251V154H253ZM163 154H165L164 152H163ZM167 154H165V157H167L166 155ZM197 154H195V157H196V155ZM179 155V157H181L182 158V155H180V154H178ZM189 155V154H188ZM219 155V154H218ZM258 155V154H257ZM162 156H164V155H162ZM199 156L200 155H198V157L197 158H199ZM222 156V155H221ZM254 156V155H253ZM259 156V155H258ZM55 157V156H54ZM57 157V156H56ZM164 157V158H165ZM187 157V156H186ZM189 157H190V155H189ZM194 157V158H195ZM176 158V157H175ZM188 158V157H187ZM197 158H195V159H192V161L194 160V162L196 163V161L195 160H197ZM203 158H205V157H203ZM225 158V157H224ZM249 158V157H248ZM261 158V157H260ZM58 159V158H57ZM256 159V158H255ZM264 159V158H263ZM147 160V159H146ZM157 160V159H156ZM166 160H167V158H166ZM172 160H174V159H172ZM177 160H178V157H177ZM220 160V159H219ZM218 160V161H219ZM144 161V159H142L141 160V162H143ZM151 161H153V159L151 160ZM159 161V160H158ZM186 161H188L187 159H186ZM190 161V160H189ZM198 161H200V160H197V163H198ZM251 161V160H250ZM261 161H263V160H261ZM149 162V161H148ZM159 162H162V161H159ZM165 162V161H164ZM181 162V161H180ZM259 162V161H258ZM257 162V163H258ZM157 163V162H156ZM179 163V162H178ZM178 163H176V165H178ZM188 163V162H187ZM201 163H203V162H201L200 161V165H201ZM251 163V162H250ZM256 163V164H257ZM260 163V162H259ZM264 163V162H263ZM140 164V167H141V163H139ZM161 164V163H160ZM165 164H166V162H165ZM169 164V161H168V163L166 164V165H168ZM173 164H174V161H173ZM190 164V163H189ZM194 164V163H193ZM199 164V163H198ZM204 164V163H203ZM208 164V163H207ZM207 164H205L204 166H206ZM212 164V163H211ZM216 164V163H215ZM255 164V165H256ZM162 165V164H161ZM161 165H159V167L161 166ZM166 165H163V166H166ZM171 168H168V167H164V168H162V167H158V168H156L155 169V171H153L154 169H152V171L153 172H151L153 175L150 177V176H148L147 175V173H145V175L144 176H146V177H148V179H146L145 180V177L143 176V177H140L139 179H138V182L139 183H137L138 184V186H137V189H136V196H135V191H134V197H136L137 198V200H138V198L139 199H141L142 201L144 200V199H146L147 200V202H148V204L149 205H151L150 203H149V201H148V199H151L152 198V201H153V203L155 202L156 203V205L157 206H155L154 208H155V210H156V208H158L157 210H159V215H160V213H161V216L160 217H162L163 216V221L165 222V223H168V224H170L171 226H172V228L173 229H175L177 232V235H178V233H180L181 232V234H183V236L185 235V238L183 237V240L184 241H186L187 240V242H189L190 244L192 243V244H195L196 242H198V244L196 245V246H199V248L198 249H200V243H199V241H201V243H209L211 246H213V244H214V242H213V240L211 241V240H207V239H209V238H206V240H205V238H204V232L205 231H207L208 229H206L205 231H204V228H197V226L198 225H200V226H204V224H207L208 223V219H207V217H209L210 218V216H212V214L215 212V209H217L216 207H215V198H217L216 197V193H215V191L213 190V187H212V184L214 183H210V182H212V181H215V180H213V178L215 177L214 175L216 174L217 175V173H213V170L210 172V171H208V170H204V171H202V169H203V167H202V169H201V172L200 171H198L197 170V168H196V166H195V168H192V169H195V170H197L198 172H193V171H195V170H192L189 166V168H186V167H179V168H177L176 167V165L174 164V167H172L173 165H172V162H171ZM186 165V164H185ZM184 165V166H185ZM188 165V164H187ZM186 165V166H187ZM213 165V164H212ZM228 165V164H227ZM152 166H154V163H153V165ZM152 166H149V168H148V170L150 169V168H152ZM193 166V165H192ZM208 166V165H207ZM206 166V167H207ZM216 166V165H215ZM223 166V165H222ZM257 166V165H256ZM139 167V166H138ZM194 167V166H193ZM200 167V166H199ZM226 167V164H224V168ZM231 167H233V166H231ZM96 168V167H95ZM133 168H135V165L133 166ZM212 168V167H211ZM224 168H221V169H224ZM72 169V168H71ZM85 169V168H84ZM97 169V168H96ZM102 169V168H101ZM106 169H107V167H106ZM138 168H136V170H137ZM143 169V170H142ZM213 169H215V168H213ZM227 168H225V170H224V172L225 171H227L226 170ZM139 170V169H138ZM143 171L144 172V167L142 168L141 167V169L139 170V172L140 171ZM147 169H145V171H146ZM231 170V169H230ZM100 171V170H99ZM150 171V170H149ZM220 171V170H219ZM222 171V170H221ZM233 172H236L234 169L232 170ZM148 172V171H147ZM214 172H216L215 170H214ZM223 172V171H222ZM229 172V171H228ZM239 172V171H238ZM73 173V172H72ZM88 173V172H87ZM142 173V172H141ZM150 172L148 173V174H151ZM255 173H256V170H255ZM66 174V173H65ZM137 174H138V171H137ZM227 174V173H226ZM229 174H230V172H229ZM233 173L231 172V175H232ZM236 174H237V172H236ZM239 175H241V173H238ZM243 174V173H242ZM259 174V173H258ZM68 175V174H67ZM85 175V174H84ZM89 175V174H88ZM99 175V174H98ZM251 175L253 176V174L252 173H250V177H251ZM77 176V175H76ZM137 176V175H136ZM227 176H229V175H227ZM234 176H235V174H234ZM80 177V176H79ZM78 177V178H79ZM138 177V176H137ZM216 177H218V176H216ZM215 177V178H216ZM224 177V176H223ZM226 177V176H225ZM239 177V176H238ZM242 177H243V175H242ZM241 176H240V179L242 178ZM222 178V177H221ZM235 178H237V177H235ZM244 178L246 179V178H249V177H245L244 176ZM89 179V178H88ZM219 179V178H218ZM258 179H260V178H258ZM207 180V181H206ZM237 180H238V178H237ZM242 180H244V179H242ZM229 181V180H228ZM227 181V182H228ZM239 181H241V180H239ZM249 181H251L250 180V178H249ZM249 181H247V182H249ZM254 181V180H253ZM65 182V181H64ZM238 181H236V183H237ZM244 182V181H243ZM246 182V181H245ZM244 182V183H245ZM255 182V181H254ZM254 182H253V184H254ZM258 182V181H257ZM128 183H130V182H128ZM215 183H218V181L217 182H215ZM239 183V182H238ZM224 184V183H223ZM233 184V183H232ZM241 184V183H240ZM252 184V183H251ZM19 185V184H18ZM21 185V184H20ZM248 185V184H247ZM259 185V184H258ZM258 185H256V187L258 186ZM224 186V185H223ZM226 186H227V184H226ZM237 186V185H236ZM241 186V185H240ZM229 187H231V186H229ZM234 187H235V185H234ZM244 187V186H243ZM247 187V186H246ZM255 187V188H256ZM215 188V187H214ZM219 188V187H218ZM224 188V187H223ZM228 188V187H227ZM31 189V188H30ZM225 189V188H224ZM239 189V188H238ZM241 189V188H240ZM249 189V188H248ZM259 189V188H258ZM72 190V189H71ZM97 190V189H96ZM123 190V189H122ZM130 190V189H129ZM133 190H135L134 188H133ZM246 190H247V188H246ZM251 190H252V187H251ZM257 190V189H256ZM120 191V190H119ZM149 191V192H148ZM208 193H207V192ZM237 191H239V190H237ZM248 191V190H247ZM250 191V190H249ZM24 192V191H23ZM30 192V190L27 192V193H29ZM34 192V191H33ZM217 192H219V191H217ZM235 192V191H234ZM242 192H243V190H242ZM251 192V191H250ZM256 191L254 190V194L253 195H251V196H248V195H246V198H244L245 200H247V199H252L253 201L256 199V198H258L259 199V197L260 196H258L259 194L257 193H255ZM258 192H260V191H258ZM222 193H224V192H222ZM237 193V192H236ZM235 193V194H236ZM239 193H241V192H239ZM252 193V192H251ZM119 194V193H118ZM150 194H152V195H150ZM121 195V194H120ZM147 195H149L148 197H146ZM230 195V194H229ZM260 195H262V193H260ZM45 196V195H44ZM76 196V195H75ZM218 196H220V195H218ZM240 196V195H239ZM69 197V196H68ZM151 197V198H150ZM204 197H210V203H208V205H206V203H203V204H205V205H202V201H203V198ZM236 197V196H235ZM90 198V197H89ZM261 198V197H260ZM263 198V197H262ZM261 198V199H262ZM38 199H39V197H38ZM88 199V198H87ZM237 199V198H236ZM243 199V200H244ZM42 200V199H41ZM136 200V201H137ZM140 200V201H141ZM206 200H208V199H206ZM206 200H205V202H206ZM260 200V199H259ZM264 200V199H263ZM123 202V201H122ZM144 202V201H143ZM142 202V203H143ZM204 202V201H203ZM229 202H231V201H229ZM248 202H250L251 203V201H248ZM29 203V202H28ZM100 203V202H99ZM141 203V202H140ZM141 203V204H142ZM159 204V205H158ZM239 204V203H238ZM244 204V203H243ZM246 204V203H245ZM103 205V204H102ZM145 205H147L146 203H145ZM248 205V204H247ZM104 206V205H103ZM152 206V205H151ZM234 206V205H233ZM240 206V205H239ZM250 206V205H249ZM22 207V206H21ZM87 207V206H86ZM91 207V206H90ZM89 207V208H90ZM94 207V206H93ZM153 207V206H152ZM76 208V207H75ZM78 208V207H77ZM140 208H142V207H140ZM144 208V207H143ZM234 208V207H233ZM250 208V207H249ZM146 209V208H145ZM230 209V208H229ZM252 209V208H251ZM82 210V209H81ZM143 210V209H142ZM250 210V209H249ZM88 211V210H87ZM110 211V210H109ZM151 211V210H150ZM219 211V210H218ZM232 211V210H231ZM252 211H253V209H252ZM80 212V211H79ZM84 212V211H83ZM152 212V211H151ZM223 212V211H222ZM233 212V211H232ZM250 212V211H249ZM109 213H111V212H109ZM147 213H148V211H147ZM146 213V214H147ZM157 213V214H158ZM220 213V212H219ZM152 214V213H151ZM148 215V214H147ZM150 215V214H149ZM148 215V217H150ZM159 215H156V216H159ZM193 215V216H192ZM225 215H227V214H225ZM249 215V214H248ZM253 215V214H252ZM145 216V215H144ZM152 216V215H151ZM255 216V215H254ZM226 217V216H225ZM248 217V216H247ZM117 218V217H116ZM198 218V219H197ZM236 218V217H235ZM258 218H260V216L258 217ZM115 219V218H114ZM118 219V218H117ZM148 219V218H147ZM153 219V218H152ZM158 219V218H157ZM193 219V220H192ZM194 219H196V220H198V221H196L195 222V220ZM227 219L228 218H226V221H227ZM230 219H231V217H230ZM116 220V219H115ZM149 221L151 220V219H148ZM159 220H161V221H159V222H161L162 224H163V221H162V218H160ZM253 220V219H252ZM252 220H251V222H252ZM146 222H148V221H146ZM199 222V223H198ZM219 222V221H218ZM217 222V223H218ZM256 221L254 220V222H253V224H251V228H252V226L253 225H255L254 223H255ZM149 223V222H148ZM151 223V222H150ZM149 223V224H150ZM155 223V222H154ZM157 223H158V221H157ZM229 223V222H228ZM148 224V225H149ZM159 224V223H158ZM157 224V225H158ZM196 224V225H195ZM214 224V223H213ZM237 224V223H236ZM242 224V223H241ZM245 224V223H244ZM244 224L243 225H241V226H244ZM247 224V223H246ZM245 224V225H246ZM146 226H148L147 225V223L145 224ZM156 225V224H155ZM154 225V226H155ZM156 225V226H157ZM166 225V224H165ZM239 225V224H238ZM248 225V224H247ZM247 225H246V227H247ZM256 225H257V223H256ZM145 226V227H146ZM154 226H152V224H151V227H154ZM168 226V225H167ZM171 226H170V228H171ZM230 226V225H229ZM233 226V225H232ZM250 226V225H249ZM248 226V227H249ZM143 227V226H142ZM161 227H163V225L161 226ZM160 227V228H161ZM215 227L216 226H212V227H209V228H214L215 229ZM245 227V226H244ZM243 227V228H244ZM245 227V228H246ZM140 228V227H139ZM157 228V227H156ZM171 228V229H172ZM219 228V227H218ZM256 228V227H255ZM138 229V228H137ZM172 229V231H174ZM212 229H210V230H212ZM213 229V230H214ZM239 229H242V228H239ZM254 229V228H253ZM136 230V229H135ZM203 231V233H202V231ZM210 230H208V231H210ZM215 230H217V229H215ZM244 230H246V229H244ZM138 231V230H137ZM220 231V230H219ZM222 231V230H221ZM231 231V230H230ZM247 231V230H246ZM261 231H263V230H261ZM215 232V231H214ZM232 232V231H231ZM238 232V231H237ZM237 232H236V234H237ZM240 232V231H239ZM245 232V231H244ZM241 233H243V232H241ZM251 233V232H250ZM205 234H207L208 235V233H205ZM232 234V233H231ZM234 234V233H233ZM174 235H175V231H174ZM187 235V236H186ZM203 235V236H202ZM223 235H225L226 236V234L224 233ZM228 235V234H227ZM240 235V234H239ZM260 235V234H259ZM141 236V235H140ZM172 236V235H171ZM179 236H180V234H179ZM224 236V237H225ZM232 236V235H231ZM234 236L236 237L237 235H235L234 234ZM241 236V235H240ZM240 236H239V238H240ZM194 237V238H193ZM228 237H229V235H228ZM256 237V236H255ZM263 237V236H262ZM172 238H174L175 239V236L174 237H172ZM177 238V237H176ZM244 238H246V237H244ZM243 238V239H244ZM259 238V237H258ZM150 239V238H149ZM178 239V238H177ZM197 239L199 240V241H197ZM232 239V238H231ZM234 239V238H233ZM255 239V238H254ZM190 240H192V241H190ZM220 240V239H219ZM226 239L224 238V241H225ZM238 240V239H237ZM256 240V239H255ZM172 241H174V240H172ZM211 241V242H210ZM222 241V240H221ZM227 241V240H226ZM236 241V240H235ZM251 241V240H250ZM253 241V240H252ZM251 241V242H252ZM263 241H264V239H263ZM177 242V241H176ZM220 242V241H219ZM228 242V241H227ZM227 242H225L226 244H227ZM230 242H232V241H229V243ZM238 242V241H237ZM174 243V242H173ZM216 243V242H215ZM221 243H223V242H221ZM241 243V242H240ZM253 243H254V241H253ZM260 243H261V241H260ZM263 243V242H262ZM181 244V243H180ZM188 244V243H187ZM208 244V245H209ZM217 244V243H216ZM235 244V243H234ZM243 244H245V242L243 243ZM203 245V244H202ZM207 245V244H206ZM207 245V246H208ZM215 245V244H214ZM228 245H230V244H228ZM231 245H232V243H231ZM183 246V245H182ZM190 246V245H189ZM195 246V245H194ZM227 246V245H226ZM206 247V246H205ZM214 247V246H213ZM212 247V248H213ZM217 247V246H216ZM233 247V246H232ZM243 247V246H242ZM184 248V247H183ZM208 248V247H207ZM212 248L211 247H209V249H208V251L211 249L212 250ZM178 248H176V249H174V251L175 250H177ZM189 250V249H188ZM191 250V249H190ZM201 250V249H200ZM214 250H215V248H214ZM205 251V250H204ZM175 253V252H174ZM194 253V252H193ZM191 255V254H190ZM194 256V255H193ZM188 257V256H187ZM177 259H178V257H177ZM208 259V258H207ZM206 259V260H207ZM184 260V259H183ZM208 264V263H207Z\"/></svg>",
    "mask_w": 264,
    "mask_h": 264
},
{
    "label": "crops",
    "instance_id": "crops-1",
    "mask_svg": "<svg viewBox=\"0 0 264 264\" xmlns=\"http://www.w3.org/2000/svg\"><path fill=\"white\" fill-rule=\"evenodd\" d=\"M34 5L33 0H24L23 2L0 0V45L12 42L13 28L29 20L30 16L37 14L30 12ZM22 73L23 71L18 68L0 71V85L6 81L9 82V85L0 87V112L10 108L9 105L18 103L20 98L18 95L22 93V86L19 84Z\"/></svg>",
    "mask_w": 264,
    "mask_h": 264
},
{
    "label": "built area",
    "instance_id": "built-area-1",
    "mask_svg": "<svg viewBox=\"0 0 264 264\" xmlns=\"http://www.w3.org/2000/svg\"><path fill=\"white\" fill-rule=\"evenodd\" d=\"M55 243H56V245H60L61 244V240L60 239H57L55 241ZM53 260H54V264H58V258L57 257H55Z\"/></svg>",
    "mask_w": 264,
    "mask_h": 264
},
{
    "label": "water",
    "instance_id": "water-1",
    "mask_svg": "<svg viewBox=\"0 0 264 264\" xmlns=\"http://www.w3.org/2000/svg\"><path fill=\"white\" fill-rule=\"evenodd\" d=\"M20 2H23L24 0H19Z\"/></svg>",
    "mask_w": 264,
    "mask_h": 264
}]
</instances>
